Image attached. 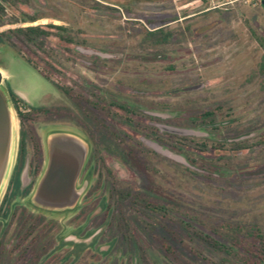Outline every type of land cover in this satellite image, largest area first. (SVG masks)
Segmentation results:
<instances>
[{
    "label": "rangeland",
    "instance_id": "obj_1",
    "mask_svg": "<svg viewBox=\"0 0 264 264\" xmlns=\"http://www.w3.org/2000/svg\"><path fill=\"white\" fill-rule=\"evenodd\" d=\"M25 3L40 19L26 26L42 35L9 34L10 10L0 25L3 86L20 111L10 100L16 143L0 196V264H264L246 260L253 229L264 235L262 1ZM209 111L219 132L197 124ZM83 124L101 161L90 180L77 179L76 204H34L47 166L39 147L49 152L57 134L87 144ZM23 129L39 177L25 166L23 187L37 181L31 198L8 202ZM226 139L245 148L235 152ZM197 235L241 247L229 256Z\"/></svg>",
    "mask_w": 264,
    "mask_h": 264
},
{
    "label": "water",
    "instance_id": "obj_2",
    "mask_svg": "<svg viewBox=\"0 0 264 264\" xmlns=\"http://www.w3.org/2000/svg\"><path fill=\"white\" fill-rule=\"evenodd\" d=\"M262 6L264 7V0ZM3 81L4 75L0 71V196L10 174L16 143L13 109ZM86 152V145L74 136L69 134L53 136L49 140L48 163L32 202L57 211L73 207L79 198L75 185Z\"/></svg>",
    "mask_w": 264,
    "mask_h": 264
},
{
    "label": "flooded vegetation",
    "instance_id": "obj_3",
    "mask_svg": "<svg viewBox=\"0 0 264 264\" xmlns=\"http://www.w3.org/2000/svg\"><path fill=\"white\" fill-rule=\"evenodd\" d=\"M25 0H0V25L3 23L4 21V15H5V11L10 10L11 11V18L9 19L10 24H14L16 26H14L12 32H9V34L11 35H17V34H27V28H29V26H26L28 23H36L38 20H40L39 18H30L27 16V14H25V12L22 10V6L25 5ZM20 9L19 11H17V9ZM19 24V26H17ZM39 29V33L40 35H42V28L40 26H36ZM5 35L4 34H0V40L4 39ZM44 78V77H43ZM46 80V79H45ZM48 81V80H47ZM53 87L56 89L57 92H61L63 94L66 93L67 90H63L59 85L55 84L54 82H52ZM9 91L13 90L11 88H9ZM14 94H16L15 92H13ZM67 94V93H66ZM83 99H81L82 101ZM80 104V103H79ZM36 111H40L41 113L45 112L44 110L41 111L40 109L35 108ZM16 110L19 111V109L16 107ZM20 112V111H19ZM197 124L199 126V128L201 130H210L214 133L215 132H219L221 130V124L222 121L220 120H216V114L212 111L200 114V116L197 118ZM84 125V124H83ZM80 125L79 126V130L82 131L86 138V156H85V160L81 169V172L79 174L78 177V182H83L85 183V178L88 177V175H90V177H92V175L94 174V167H97V164L101 161L100 157H97V154L94 153L93 150L90 149V141H91V136H92V132L89 129H83V127H86V125ZM24 132V134L26 135V137H28L27 132L25 129H23L21 131V133ZM21 139V138H20ZM227 141V145L230 146L231 150L233 149L235 152L241 153L242 150L245 148L243 145L241 146V142L237 143V144H231L230 145V139H226ZM88 145V147H87ZM236 145V147H235ZM46 153L44 154L43 149H41L39 147L38 149V155L36 159H38L39 162H41L42 164H47L48 159H49V152H48V148L46 147ZM34 155H30L28 153V147H26V141H25V146H24V151L21 152L20 150V145H19V153H18V158H17V164L18 165L19 161H22V169L19 175V180H20V184H21V192L15 195L9 194V197L12 198V200L17 199V198H27L29 197V199L31 198V194L33 191V188L35 187L37 181H33L31 180L25 187H23V183H22V173L23 170L25 168V166H28V170H29V174H32L35 170H39V166H35L34 165V159L35 157ZM45 156V157H44ZM40 175V174H39ZM36 176H38V171L36 173ZM39 177V176H38ZM88 179L90 180V178L88 177ZM88 184V183H87ZM27 193H25V191H27ZM91 194V193H90ZM102 199L103 196H102ZM25 213H27L26 210H24ZM84 212L83 209L80 210L79 214H82ZM5 213H7V211L5 210V212L3 213V218H7L9 216V211L7 216L5 217Z\"/></svg>",
    "mask_w": 264,
    "mask_h": 264
},
{
    "label": "trees",
    "instance_id": "obj_4",
    "mask_svg": "<svg viewBox=\"0 0 264 264\" xmlns=\"http://www.w3.org/2000/svg\"><path fill=\"white\" fill-rule=\"evenodd\" d=\"M262 1V0H261ZM187 17V16H185ZM178 18H174L171 19L170 21L162 24L161 26H158L156 28H159L158 30L162 31V27H164L165 25H167L168 23L177 21ZM51 28L54 29H58L61 31H64L65 29L63 27L60 26H50ZM40 28H27V34L26 36L31 38V37H35L38 36L40 33L38 32ZM1 41V40H0ZM257 41L260 43V45L264 48V43L263 40L260 38H257ZM259 70L262 74H264V59L262 61V63L260 64ZM9 96H10V100L13 101L14 105L19 109L18 107V97L16 94H14L12 91H9ZM25 141H26V135L24 134V132L21 133V140H20V150L21 152L24 151V146H25ZM22 161L20 160L18 165L15 167L14 173L12 175L11 178V191L10 194L15 195L21 192V184H20V180H19V175L22 169ZM27 191H25V193H27ZM12 200L11 197L7 198V201L10 202ZM7 213H5V217L8 214L9 209L7 210ZM253 235L252 238L253 240H256V242L253 245H250V257L249 259H246L248 263H250L251 261H254V258H257L259 261H263L264 260V235L259 233V229H253ZM198 242L204 244L205 246L208 245L211 249H214L218 252H223L226 255L232 256V250L236 249V247H241L238 244H234L233 240L232 243L230 244H226V243H219L218 241L216 242L215 240H211L209 237L206 236H201V238L197 235V237L195 238ZM164 248V247H163ZM167 251V254H174V248L168 246L165 248ZM253 259V260H252Z\"/></svg>",
    "mask_w": 264,
    "mask_h": 264
}]
</instances>
